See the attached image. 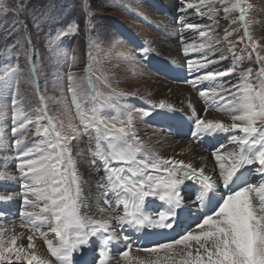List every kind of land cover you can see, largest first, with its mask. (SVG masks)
I'll return each instance as SVG.
<instances>
[{
  "label": "rangeland",
  "instance_id": "1",
  "mask_svg": "<svg viewBox=\"0 0 264 264\" xmlns=\"http://www.w3.org/2000/svg\"><path fill=\"white\" fill-rule=\"evenodd\" d=\"M168 13H173L171 25L176 26L169 37L161 25L170 22ZM260 33L264 0H0V147L8 152L0 157V197L9 191L6 173L12 168L18 194L8 196L18 199L23 209L33 205V217L45 222L41 229L34 220L28 230L23 226L37 251V257H28L19 234L29 218L19 208L16 217H8V203L0 199L6 209L0 215L7 216L0 219V264H62L60 245L74 242L75 232L91 236L98 219L87 203L88 181L82 183L79 172L90 180L114 221L121 215L130 218L134 210L117 213L108 206L113 182L131 192L127 206L135 198L148 206L149 195L163 194L169 180L182 192L183 202H189L186 180L177 169L184 165L164 161L139 143V123L153 115L144 113L146 109L168 108L139 95L146 73L155 75L147 54L163 58L157 49L161 40L175 41L188 74L191 65H212L195 81L203 82L235 58L248 63L244 74L254 109L240 127L264 145ZM242 72L236 71L232 83ZM227 83L221 91L234 89ZM244 114L229 110L226 119ZM221 131L231 134L227 126ZM216 169L217 180L223 169ZM14 219L21 224L11 225ZM48 230L52 236L46 238L41 231ZM242 241L231 245V258L217 264H264V238ZM94 252L96 259L98 249Z\"/></svg>",
  "mask_w": 264,
  "mask_h": 264
},
{
  "label": "bare ground",
  "instance_id": "2",
  "mask_svg": "<svg viewBox=\"0 0 264 264\" xmlns=\"http://www.w3.org/2000/svg\"><path fill=\"white\" fill-rule=\"evenodd\" d=\"M168 14L170 22L161 24L167 37L173 35L171 30L176 27L171 25L173 13ZM260 34L264 42V33ZM174 42L166 39L158 44L157 49L163 58L147 54V62L155 75L146 73L139 95H146L149 102H159L168 108L146 109L144 113L153 115L141 120L144 124L139 123V132L142 131L139 143L144 150L154 152L164 161L188 167L177 168L174 164L186 180L184 194L189 202H183L182 192L173 180H169L163 194L149 195L148 206L140 205V198L132 199L127 206L126 199L132 198L131 192L126 194L113 182L108 206L117 213H125L129 207L134 210L130 218L121 215L114 221L111 210L104 201L101 206V200L98 201L95 191L91 190L90 180H84L79 172L82 183L88 181L87 203L98 220L91 225L90 237L87 232H75L74 242L65 248L60 245L62 264H91L96 256L94 248L98 249L95 264H191L198 260L217 264L232 257L230 247L240 242L242 237L245 243L264 238V145L246 135L240 127L254 109L250 83L245 81L244 74L248 63L235 58L228 67L218 66L217 73L203 82L195 81L196 75L204 76L212 65H191L188 74L180 49ZM238 69L243 72L232 83ZM227 79V84L234 85V89L221 91ZM229 110L246 114L226 119ZM225 126L229 127L230 136L221 131ZM237 131L240 133L235 136ZM251 141L253 143L250 144ZM7 153L0 147L1 158L7 157ZM101 154L104 159L101 164L106 167L108 161L103 149ZM216 167L223 169L217 180L215 177L219 171ZM7 170L12 171L11 174L6 173L9 191L0 199L8 203V210L0 203V214L6 210L7 216L14 218L19 208L23 217L27 215L28 223L20 225L23 230L19 234L22 238L19 244L22 250L27 249L28 257L34 258L37 257L36 246L29 243V235L23 226L28 230L29 222L34 220L32 224L39 221L41 229L45 222L40 216L33 217L30 212L33 205L23 209L17 203L18 199L8 196L18 193L14 191V170ZM91 175L95 176L94 172ZM76 188L79 189L77 185ZM251 202L258 205H251ZM240 204L243 207H239ZM211 207L218 209L204 218L202 210ZM1 215L0 219L7 218ZM13 222L20 223L14 219L11 225L15 224ZM41 232L46 238L52 236L51 230ZM63 239L66 240L65 237ZM39 255L40 259L45 257Z\"/></svg>",
  "mask_w": 264,
  "mask_h": 264
}]
</instances>
